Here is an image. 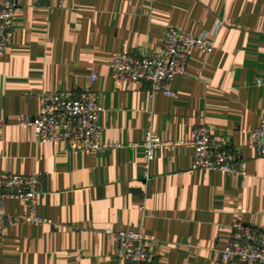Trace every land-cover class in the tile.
<instances>
[{"label": "crops", "instance_id": "0c3cea01", "mask_svg": "<svg viewBox=\"0 0 264 264\" xmlns=\"http://www.w3.org/2000/svg\"><path fill=\"white\" fill-rule=\"evenodd\" d=\"M6 2L17 8L0 55V179L41 174L37 215L52 224L7 227L0 264H127L107 230L153 236L154 264H224L235 220L264 228V158L248 138L264 120V0ZM170 27L212 39L214 50L191 52L171 97L119 83L114 57L159 52ZM87 87L103 108L108 150L43 144L19 124L38 114L43 94ZM200 126L238 157L234 173L194 171L193 149L181 146L158 148L144 169L148 133L187 141ZM4 209L20 216L26 206L9 200Z\"/></svg>", "mask_w": 264, "mask_h": 264}, {"label": "built area", "instance_id": "2783aa9c", "mask_svg": "<svg viewBox=\"0 0 264 264\" xmlns=\"http://www.w3.org/2000/svg\"><path fill=\"white\" fill-rule=\"evenodd\" d=\"M43 0H37L40 2ZM74 2L75 0H56ZM14 2L0 3V55L10 48L15 31ZM215 41L205 36H192L177 28L170 27L165 32L162 49L159 52L143 51L138 53L117 54L111 69L121 84L150 86V95H173L170 83L186 73L191 52L200 50L211 53ZM92 77V82L96 80ZM103 113L96 93L91 87L79 93L65 92L46 93L40 97V108L36 116H23L19 124L32 127L38 142L43 144L69 143L80 151H106L111 146L103 145L101 137L103 129L100 119ZM250 148L264 158V120L260 126L250 131ZM193 149L194 171H219L234 173L233 164L238 157L218 143L212 136L208 126L194 129L192 137L187 141H164L147 134L142 146L144 152V169L148 170L155 158L158 148L175 149L177 147ZM241 174L245 173L246 162L241 161ZM147 177V173H145ZM43 189V176L8 174L0 179V241L7 227L22 224H52L51 220L37 215V200ZM9 200L22 201L25 212L20 216L9 214L4 203ZM56 227V226H54ZM116 243V254L127 264H154L156 256L150 245L156 239L139 230L113 232L107 230ZM224 264H264V228H255L235 220L231 225V237L228 246L221 252Z\"/></svg>", "mask_w": 264, "mask_h": 264}]
</instances>
